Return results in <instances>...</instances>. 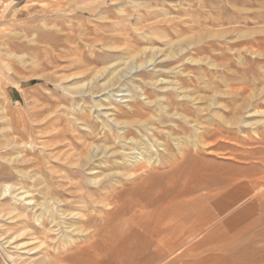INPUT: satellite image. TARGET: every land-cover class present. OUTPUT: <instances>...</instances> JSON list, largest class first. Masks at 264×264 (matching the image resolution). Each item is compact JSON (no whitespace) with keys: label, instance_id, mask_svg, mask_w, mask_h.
Masks as SVG:
<instances>
[{"label":"rangeland","instance_id":"1","mask_svg":"<svg viewBox=\"0 0 264 264\" xmlns=\"http://www.w3.org/2000/svg\"><path fill=\"white\" fill-rule=\"evenodd\" d=\"M135 103L163 126L115 120ZM231 119L239 138L264 129V0H0V264H77L59 257L90 236L71 232L81 213L100 224V264L143 263L163 242L157 264H264V197L247 181L264 144L174 147L180 125ZM122 132L145 158L162 142L132 181L111 153Z\"/></svg>","mask_w":264,"mask_h":264},{"label":"bare ground","instance_id":"2","mask_svg":"<svg viewBox=\"0 0 264 264\" xmlns=\"http://www.w3.org/2000/svg\"><path fill=\"white\" fill-rule=\"evenodd\" d=\"M179 73V72H178ZM192 83V82H191ZM248 88H250V87H248V84H247V82H243V84L242 85H240L236 90L237 91H239V92H242V94H244V92H247V90H248ZM250 91V90H249ZM151 93V92H150ZM147 95H146V99H149L150 97H149V92L148 93H146ZM107 103V102H106ZM167 104H168V106H172V105H174L175 103L173 102V101H171V99H168L167 98ZM127 106H128V110H125V111H122L121 113H120V110L118 111L117 110V113H115V114H113L112 113V115L114 116V118H115V120H117L118 122H120V123H125V121H123V120H120L119 118H118V116H125V117H129V118H131L132 120H133V118H138V119H141L142 121H141V123L142 124H147V123H151L150 125L152 126V127H150V129H152V131H155V130H159L160 129V127H162L163 125H161L162 123V117H160V118H158V121H157V123H154V121H156V120H154V117H153V114H151L150 112H152V110L149 108H145L144 109V107L143 106H141V104H132V105H129V104H127ZM176 106V105H175ZM114 107V106H113ZM111 108V107H110ZM109 108V109H110ZM166 109L168 108L167 106L165 107ZM180 108H181V111L183 112V113H185L184 115H183V117L185 116V117H188L189 115H192V113H191V110H189L185 105H182V107L180 106ZM111 110V109H110ZM114 111L116 110V109H113ZM194 112V111H193ZM120 113V114H119ZM150 115V116H149ZM188 115V116H187ZM196 115V114H195ZM151 116L153 117V118H151ZM120 120V121H119ZM232 120V119H231ZM227 121V122H226ZM226 121H217V122H213L212 124V127H207L205 130H203L202 132H196V130L195 129H192V128H188L186 125H180V128H179V130L182 132V133H184V134H188L186 137H181V139H178L177 141L175 140V142H174V144H175V146L174 147H176V148H181V146H184L185 147V149H178V152H179V155H182V156H184V152H188L187 150V148H188V144H193V146H195V149L196 148H198L199 146H200V144L202 145V143L203 142H205V141H207L208 139H215V138H218V137H220L221 139L222 138H224V141L225 140H227V139H225V138H229V139H234V140H236L237 142L239 141V142H241L242 143V146H246L247 147V145L248 144H252V143H256V144H260V145H262V144H264V129H262V128H259L256 132H255V135L253 136L254 138H246V135L244 136L245 138H239V136L237 135V134H234V133H232L231 131H228V130H226L225 128V126H227V127H232L233 126V120L232 121H228V120H226ZM116 123V122H115ZM155 124H157V125H155ZM225 125V126H224ZM167 126H169V125H167ZM172 128V127H171ZM174 128V127H173ZM204 128V127H203ZM164 131V130H163ZM173 131V130H172ZM158 132V131H157ZM166 132V131H165ZM169 132H171V131H169ZM261 132V133H260ZM123 133V135H121V136H119V135H117V134H115V139H116V141H117V138L119 139V141H117V149H116V151L114 150L113 152H111L112 154H114L118 159H121V161H115V163H118L119 165L120 164H125V165H123V166H126V164H128V165H131V167H130V169L129 170H132V173L131 174H128V175H125L126 176V178L127 179H129V180H133V179H135L138 175H137V172L139 171V170H142L144 167H146V166H152V165H156V164H159L160 163V157L158 156V154H156L157 156L155 157V158H153V159H151L150 157H149V153H150V149H151V147H154V145H155V143L157 144V145H161L162 144V142H158L159 141V139L158 138H156L155 137V134L153 133L152 134V139H153V143H149V142H143V144L142 145H144V146H141V148H143L145 151V154L144 155H147V157L145 158L144 156H139L138 154H140V153H138V152H135L136 151V149H138L137 148V146L134 144V142H133V140L131 141V142H133V143H131V142H129L128 144H125V143H121V140H120V138L122 139V137L124 136V132H122ZM159 133V132H158ZM165 135L167 134V133H164ZM171 133H169L168 135H170ZM245 134V133H244ZM248 135V134H247ZM106 136V135H105ZM173 136V135H172ZM171 136V138H173ZM243 136V135H242ZM113 137V138H114ZM170 137V136H169ZM252 137V136H251ZM166 138V137H165ZM171 138H167L166 139V142H167V148H165V146H164V150H169L170 148H171V146H170V142L171 141H174V140H171ZM183 138V139H182ZM108 139V138H107ZM228 141H231V140H228ZM233 141V140H232ZM182 142H185V143H182ZM218 142V141H217ZM115 143V142H114ZM217 144V143H216ZM260 145H258V146H260ZM194 150V149H193ZM199 150V149H198ZM255 150V149H254ZM195 151H197V150H195ZM195 151L193 152H190L191 153V155H192V153H195ZM259 152V151H258ZM199 153V152H198ZM197 153V154H198ZM252 153H254V151H252ZM256 153V152H255ZM143 154V153H142ZM181 156V158H183ZM190 156V155H189ZM196 156V155H195ZM115 157V158H116ZM194 157V156H193ZM188 158H190V157H188ZM196 158V157H195ZM174 159H177L176 158V155L174 156V155H169L168 156V161L171 163V162H173L174 161ZM178 159H179V156H178ZM192 159V158H191ZM117 160V159H116ZM171 160V161H170ZM173 160V161H172ZM182 160V159H181ZM186 160V159H185ZM189 161H190V159H188ZM127 162H129V163H127ZM178 163L179 162H181V161H177ZM183 162V161H182ZM174 163V162H173ZM100 166H102V161L101 162H99L98 163ZM181 164V163H180ZM96 166V165H95ZM92 167V166H91ZM105 167V166H104ZM252 167V169H257L256 171H254V173H251V174H249V176L247 177L248 179H247V181H248V183H250V185H251V187L253 188V189H259L260 190V195L262 196V198L264 197V157H260L259 159H258V162H256L254 165H252L251 166ZM177 168V167H176ZM92 169H94V168H91L90 170H92ZM251 169V170H252ZM169 173V172H168ZM177 173V172H176ZM94 174V173H93ZM121 174V173H120ZM119 174V175H120ZM106 175V174H105ZM104 175V176H105ZM167 175H169V174H167ZM123 176H124V174H123ZM99 178V177H98ZM236 179V178H235ZM239 179V178H238ZM170 180H171V178H170ZM120 182V181H119ZM160 186V185H159ZM70 188V187H69ZM69 188H67L68 190H69ZM62 190V189H61ZM74 190V189H73ZM73 190H72V193H73ZM70 191V190H69ZM49 192L50 191H48V190H46L45 189V191H43V192H41V195H42V197L46 200L47 198H49V196H50V194H49ZM76 192V191H75ZM69 193V192H68ZM121 193H122V191H121ZM121 193H118L117 195H115V197H116V199L117 200H120V196H121ZM75 194V193H74ZM99 194H101V193H98V195ZM111 194H113L112 192H111ZM182 194V193H181ZM256 194V193H255ZM105 195V194H104ZM108 195V194H107ZM72 196V195H71ZM110 196H112V195H110ZM109 196V197H110ZM252 196V195H251ZM98 197V196H97ZM103 197V196H102ZM108 197V196H107ZM80 199V198H79ZM14 200V199H13ZM98 200V199H97ZM66 201V200H65ZM262 201H264V200H262ZM112 203H113V201H112ZM118 204V203H117ZM116 204V205H117ZM86 206V205H85ZM114 206H115V204H114ZM81 207V206H80ZM117 208H119V206H116ZM86 208V207H85ZM64 209V208H63ZM115 212V211H114ZM113 212V213H114ZM62 213V212H61ZM64 213V212H63ZM122 214V213H121ZM70 216H71V214H69ZM72 217V216H71ZM75 218H76V216H74ZM73 218V217H72ZM38 219V218H37ZM69 219V218H68ZM76 219H80L77 223H75V224H73V226L72 225H70L71 227H73V229L71 230V232H74V231H81V234H83L84 236H88V235H90L89 237H87V241L85 242V244L83 245V246H79V248L77 249V251H75L74 253L73 252H69V253H66V254H64L63 253V255L62 256H60L59 258H60V260H62V261H66V260H68V259H74V261H76V263L77 264H88L92 259H94V260H96V263H98V264H100V262L102 261L101 259H103L102 257H100L99 258V256H98V259H96L97 258V256L95 255V251H96V245H95V243H96V241H97V236H100L99 235V232H101V230L98 232V230L100 229V228H98L99 227V223H97V218L96 217H89L87 214H85V213H81L79 216H77V218ZM72 220V219H71ZM64 221V220H63ZM105 221V220H104ZM49 222V225L50 226H57V224H58V222H57V213H54L53 214V212L50 214V220L48 221ZM40 223V222H39ZM104 223V222H103ZM102 225V224H101ZM69 226V227H70ZM83 227L85 228V229H83ZM101 227V226H100ZM67 228H68V226H67ZM82 228V230H80ZM139 228V227H138ZM137 228V229H138ZM133 229H135L134 227H133ZM130 230H132V229H130ZM136 230V229H135ZM78 232V233H79ZM136 232V231H135ZM139 232V231H138ZM128 233H130V232H128ZM69 236V235H68ZM132 237L134 236L133 234L131 235ZM143 236V235H142ZM77 237H78V235H77ZM126 237V236H125ZM141 237V236H140ZM128 238V237H127ZM137 238V237H136ZM135 238V239H136ZM143 238V237H142ZM129 240H130V238H129ZM140 240V239H139ZM141 240H143V239H141ZM148 240V239H147ZM69 241V243H67ZM131 241V240H130ZM60 243L59 244H61L60 246H61V248H62V246H66L67 244L69 245L70 243H72L71 242V237L69 236L68 238H66V239H64L63 238V240H60L59 241ZM122 242V241H121ZM123 242H125V240H123ZM122 242V243H123ZM126 242H129V241H126ZM125 242V243H126ZM143 244V243H142ZM163 245H165V246H163ZM163 245L158 249V254L157 255H155L154 256V258H151V259H149V260H143V263H139V264H157V262H158V258H160V260L162 259V260H164L165 258H167V257H169V256H171L170 255V252L173 250V248L170 246V245H168V244H166V243H164L163 242ZM145 246V245H144ZM155 248V247H154ZM177 251L179 250V249H176ZM68 251V250H67ZM147 251V250H146ZM63 252V251H62ZM86 256V257H85ZM134 257V256H133ZM129 258V257H128ZM91 259V260H90ZM169 259V258H168ZM126 260H128V259H126ZM167 260V259H166ZM256 261V260H255ZM66 262H68V261H66ZM129 262V264H130V262H132V261H128ZM128 262L126 263V264H128ZM165 262V261H164ZM163 262V263H164ZM237 262V261H236ZM235 262V263H236ZM162 263V262H161ZM160 263V264H161ZM234 263V262H233ZM232 263V264H233ZM245 263H247V262H244V264ZM91 264V263H90ZM101 264H103V263H101ZM132 264V263H131ZM237 264H241L240 262H238Z\"/></svg>","mask_w":264,"mask_h":264}]
</instances>
